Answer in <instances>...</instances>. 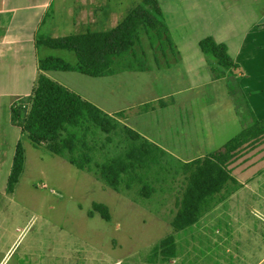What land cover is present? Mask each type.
Listing matches in <instances>:
<instances>
[{"label":"crops","instance_id":"1","mask_svg":"<svg viewBox=\"0 0 264 264\" xmlns=\"http://www.w3.org/2000/svg\"><path fill=\"white\" fill-rule=\"evenodd\" d=\"M121 1L0 0V193L17 142L22 143L25 158L30 145L44 148L34 146L11 121L12 104L30 96L38 75V40L107 31L125 17L119 14ZM158 3L179 53V61L169 68L104 77L75 71L43 73L109 115L172 98L165 107L128 115L121 122L187 162L218 149L254 120L264 119V0ZM208 36L226 46L239 67L238 78L211 80L198 47Z\"/></svg>","mask_w":264,"mask_h":264},{"label":"trees","instance_id":"2","mask_svg":"<svg viewBox=\"0 0 264 264\" xmlns=\"http://www.w3.org/2000/svg\"><path fill=\"white\" fill-rule=\"evenodd\" d=\"M144 39V40H143ZM146 42L147 49L143 42ZM38 44L70 51L75 63L46 56L38 60V75L24 107L11 106V121L34 146H43L72 166L93 175L116 192L138 187L149 199L168 181L182 177V191L175 200L170 226L174 232L192 229L219 202V195L231 183V165L244 152L264 142V119L242 129L218 149L183 162L122 124L121 119L165 107L172 98L144 103L109 115L43 71H75L91 77H104L124 71L169 68L179 61L158 0H142L113 28L107 31L72 34L38 40ZM211 80L240 76L239 67L224 44L211 36L198 42ZM162 60V62H161ZM24 105V103H23ZM21 142L15 146L5 193L11 194L24 170ZM228 191V190H227ZM219 198V199H218ZM97 212L110 220L108 207L93 203ZM178 255L174 234H168L149 249L148 262H166Z\"/></svg>","mask_w":264,"mask_h":264},{"label":"rangeland","instance_id":"3","mask_svg":"<svg viewBox=\"0 0 264 264\" xmlns=\"http://www.w3.org/2000/svg\"><path fill=\"white\" fill-rule=\"evenodd\" d=\"M141 1L122 0L121 17ZM38 47L41 58L75 63L70 51ZM30 146L13 192L0 193V264H264V142L238 157L231 165L237 184L229 183L219 202L181 232L170 226L181 176L144 199L137 186L116 192ZM93 203L108 207L109 221L97 212L88 216ZM168 234L176 238L177 257L149 263V249Z\"/></svg>","mask_w":264,"mask_h":264},{"label":"built area","instance_id":"4","mask_svg":"<svg viewBox=\"0 0 264 264\" xmlns=\"http://www.w3.org/2000/svg\"><path fill=\"white\" fill-rule=\"evenodd\" d=\"M19 104H20V102H16V101H15L12 105L15 106V107H18ZM21 107H24V105H22Z\"/></svg>","mask_w":264,"mask_h":264}]
</instances>
